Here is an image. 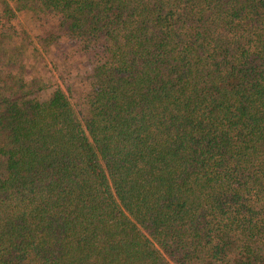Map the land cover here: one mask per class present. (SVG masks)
<instances>
[{"label": "trees", "instance_id": "obj_1", "mask_svg": "<svg viewBox=\"0 0 264 264\" xmlns=\"http://www.w3.org/2000/svg\"><path fill=\"white\" fill-rule=\"evenodd\" d=\"M0 264H264V0H0Z\"/></svg>", "mask_w": 264, "mask_h": 264}, {"label": "rangeland", "instance_id": "obj_2", "mask_svg": "<svg viewBox=\"0 0 264 264\" xmlns=\"http://www.w3.org/2000/svg\"><path fill=\"white\" fill-rule=\"evenodd\" d=\"M15 24L19 30L24 28L28 34L29 39L27 41L21 40L20 43L28 47L30 61L37 64L34 57L41 61L40 64L38 63L39 74L53 81L58 80L62 87L73 96V99L79 100L81 95L88 92L89 87L86 84L85 75H88L92 70L93 57L83 56L80 53L74 54L77 44L67 39L59 40L56 44L44 47L39 41L43 31L36 30V28L31 29L30 25H34L24 18L15 20ZM30 41L31 45L29 44ZM35 47L39 52H36Z\"/></svg>", "mask_w": 264, "mask_h": 264}]
</instances>
